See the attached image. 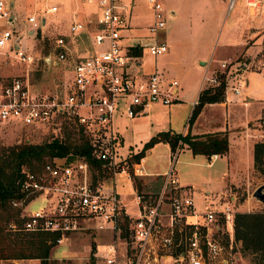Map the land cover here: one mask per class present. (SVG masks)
I'll list each match as a JSON object with an SVG mask.
<instances>
[{
    "label": "built area",
    "instance_id": "1",
    "mask_svg": "<svg viewBox=\"0 0 264 264\" xmlns=\"http://www.w3.org/2000/svg\"><path fill=\"white\" fill-rule=\"evenodd\" d=\"M143 1L151 23L146 28L148 37L136 40L134 47L146 50L155 59L168 50L166 43L156 37L165 28L166 13L163 0ZM236 1L226 0L228 11ZM84 2L95 7V16L83 23L71 22L68 32L72 35L86 33L89 50L84 56L74 58L66 38H56L52 54L42 58L46 66L54 68L68 64L71 82L64 89L52 91L31 88L27 74L0 79V123L17 122L33 129L54 127L53 137H61L64 127L81 130L89 138L94 157L101 163L106 178L93 182L84 158H77L69 166L58 165L54 159L43 167L40 175L26 174L20 186L25 199L12 203L23 219L21 230L51 235L53 245L65 248L71 237L80 232L109 234L110 242L102 246L99 256L103 264H162L166 261L227 264L226 248L219 236L224 233L230 244H235V198L223 192L206 204L203 199L204 209L196 212L187 188L179 186L173 169L172 159L179 149L170 154V164L161 175L155 198L139 193L134 186L135 179L147 175L141 159L128 164L126 158L117 154L119 138L113 130L114 118L123 116L132 120L144 115L152 105L170 107L179 103L178 82L164 81L156 72L139 80L128 73L129 64L136 59L127 55L122 44V33L129 27L124 4L121 0ZM9 3L0 0V66H6L9 57L29 66L34 57L19 47V41L24 34L35 37L36 31L44 27V18L41 16L38 22L34 13L27 14L25 21L17 24ZM243 3L250 17L260 11L264 39V0H244ZM56 9V6L44 7L42 13L50 15ZM6 46L8 51L4 52ZM226 67L223 62L219 64L222 70ZM205 75L202 86L205 82L217 83L215 76ZM243 83L237 80L226 91L233 98L239 97ZM196 103L197 98L192 108ZM119 181L129 185L133 215L116 191ZM204 195L211 198L208 193ZM27 197H31L28 202ZM36 198L42 201L40 208L24 214ZM15 229L11 226V230ZM0 264H39V261L19 258L2 260Z\"/></svg>",
    "mask_w": 264,
    "mask_h": 264
},
{
    "label": "rangeland",
    "instance_id": "2",
    "mask_svg": "<svg viewBox=\"0 0 264 264\" xmlns=\"http://www.w3.org/2000/svg\"><path fill=\"white\" fill-rule=\"evenodd\" d=\"M7 1L10 2V0ZM40 1L41 0H34V2L33 0H19V12L16 11V14L13 12L17 19V24L25 21L26 15L27 13H31L32 7L35 8L34 11L37 21L39 22L41 16L45 20L44 27L39 28L36 31L35 37H29L24 34L22 39L19 41V47L25 52L31 54L34 57V62L29 66H25L9 57L8 64L6 66H0V79L23 76L24 74H27L30 87L35 90H60L64 89L65 86L72 80V72L69 65L60 64L57 68L46 66L43 63L42 58L52 54V46L56 38L68 37V17L61 13L54 17L49 15L44 16L43 13H41L42 5L47 6V4H50L54 0H47L44 4ZM243 1L244 0H237L233 10L224 11L216 32L215 44L211 55L217 53L219 54V47L221 48L223 35L227 32V29L230 27L235 28L239 20L243 21L245 19V16L240 10H238L240 6L241 8L243 7ZM13 10H17L16 5ZM235 16H237L236 19ZM259 16L260 11H258V18ZM66 42L70 46H74L73 48L76 49L77 53L73 54L74 58L82 57L85 46L82 38H72L70 40L66 39ZM216 50L218 52H216ZM7 51L8 46H6L4 52ZM254 51L258 52V49L257 51ZM256 56L257 58H254V64L250 68L252 71H258V68H260L261 64L264 62V52L259 53ZM146 57H149V55L147 51L143 49L141 55V62L143 64H145V62H149V60H145ZM221 57L224 56L222 55ZM257 61L259 63H257ZM224 72V70L216 67L212 70L210 76H215L217 79L219 75H226L225 91L237 80H241L242 82L248 81L250 84L249 88L252 90V92L249 90L248 95L243 96V98L237 97L235 100L238 102L233 101L230 106L231 111L233 110V112L237 113L236 117L239 125L243 126L247 117H254L252 113L257 109H261L264 113V67L261 70V73L263 74L262 76L256 75L255 73H249L242 76L241 74H235L232 68H229L225 74ZM217 84L218 79L216 84H209L208 82H205L201 91H204L207 88L215 87ZM242 99H244L245 103H247L246 107L243 106L242 102H239L242 101ZM146 112L147 113L145 115H141L132 120H127L123 116L117 117L119 119H116L118 127L116 132L119 133V136L123 140L121 146H119L120 148L118 149L117 147V154L126 158V162L128 164L131 162V156H133V154L127 153L128 149H134L140 152L143 148V143L141 142L146 139L150 135L151 130L155 128L154 121L149 117L153 112V108H147ZM186 113L187 112H183V119L185 121L184 126L189 118V114L186 116ZM186 117L187 119H185ZM114 125L115 123L113 121V130L115 132ZM53 128L54 127H39L38 129H33L22 127L17 122L0 123V148L13 146L25 141L32 144L43 143L54 136L55 130ZM262 133L264 134V130ZM255 135V138H258L257 135L259 134ZM226 136V154L231 151L229 153V158L232 164V169H229L228 178H230L228 182L226 183L223 178H220V173L222 172L220 169L222 165L221 163L218 162L214 166L207 167V162H205L203 158L192 156L187 150L181 148L175 158L172 159V165L178 184L180 187L187 188V194L192 199L196 212L202 211L204 209V205L207 202H210L211 199L218 198L223 185H225L224 191L229 195H233L235 198L233 204L235 214L264 212V205L256 202L252 198L253 191L260 185L264 184V179H259L255 175L253 167H251L252 141L255 138H248L251 139L250 141L244 137H242V140H232L228 138L227 134ZM143 159L147 172L166 171L170 164V156H168V151L163 145H159L153 150H150L149 154L145 151ZM73 161L64 163L63 160H56L55 163L62 166H69L73 163ZM251 170L253 173H251ZM90 174L93 182L101 181L106 178V173L104 171L97 173L96 171L90 170ZM134 186L137 188V191L140 192L141 189L145 188V183L141 181V178L135 179ZM205 190L209 191L211 198L204 195ZM116 191L121 195V197H123L124 203L130 204V206L127 207V210L129 213H132L134 208L133 204L130 202L131 194L129 193L130 189L128 183L126 181H119L116 184ZM203 199H205V204ZM41 202L40 198H36L30 202L27 207L28 212L37 211L41 206ZM26 212L27 211H23L24 214ZM80 233L83 234H75L71 237L69 245H67L66 248L53 245L49 251V260L47 263L103 264L100 260L97 261L95 259L96 255L99 259L101 251L97 249L95 253V248L93 249L94 251H90V245H92V242H90V237L86 236L88 233ZM219 240L226 248L224 258L227 261V264H251L250 257L239 252V245L237 243L230 244L229 238L226 234L222 233L219 236ZM92 246L94 247V243ZM162 264H171V262L166 261Z\"/></svg>",
    "mask_w": 264,
    "mask_h": 264
},
{
    "label": "crops",
    "instance_id": "3",
    "mask_svg": "<svg viewBox=\"0 0 264 264\" xmlns=\"http://www.w3.org/2000/svg\"><path fill=\"white\" fill-rule=\"evenodd\" d=\"M18 2L19 0H10L8 4L13 9L16 5L17 10H13L15 14L16 11L19 12ZM40 2L44 4L47 0H41ZM121 2L125 6L124 14L128 18L129 25L128 29L122 33V44L127 50V55L136 59L135 63L129 64L127 72L134 75L138 80L156 72L164 81L176 80L179 86L177 91L178 98L180 99L179 103L170 107H161L158 105L150 106L153 108V112L149 117L154 121L155 128L151 130L150 135L141 142L143 145L159 132H170L173 134H181L184 132V134L186 133L191 137L225 133L228 135V138L232 140H242V137L247 139L255 138V134H259L257 135L258 138L252 141V145L257 141L264 140V134L262 133L264 130L263 111L257 109L252 113L254 117H247L243 126L239 125L236 117L237 113L230 109L232 102L237 101L235 100L237 97L233 98L229 92L225 90L222 100L218 103L205 104L190 125L186 123L184 126L185 121L183 119V112H187L186 116H188V114L190 115L192 103L203 88L202 80L204 74H206L205 76L210 75L212 70L219 67L221 62L225 63L227 66L224 73H226L229 68H232L235 74H241L242 76L249 73L263 75L261 70L264 67V62L261 64V67L258 68V71H252L250 69L254 64V58H257L256 55L264 52V39L260 30L262 24L261 13L259 18L258 12L255 13L254 17H250L243 3V7L241 8L240 6L238 10L245 16V19L243 21L239 20L235 28L230 27L227 29V32L223 35L221 48L219 47L220 55L218 53L211 55L215 44L217 29L224 11L227 10L226 0H163V8L166 13V24L164 30L159 32L156 37L158 41H164L166 43L168 50L165 54L155 59L150 56L146 57L145 60H149V62L143 64L141 62L142 50L134 47V43L140 38L148 37L146 28L151 23V16L143 0H121ZM50 6H56L57 9L55 13L49 16L54 17L61 13L68 17L67 32L71 22L83 23L86 20H92L96 11L94 6L87 5L84 0H54L50 4H47V6L42 5L41 13L44 7ZM233 8L231 10H233ZM34 9L35 8L32 7L31 13L27 14H35ZM236 18L237 16H235V19ZM86 37V33L72 35L68 32V37L65 38L69 40L72 38H82L85 45L82 55L84 56L89 50V42ZM73 47L72 45L70 46L73 54H76L77 51ZM257 49L258 52H255L254 50L257 51ZM216 52L218 51L216 50ZM222 55L224 57H221ZM257 63L259 62L257 61ZM249 85L248 81L244 82L245 87H243L239 98L247 96L249 90L252 92ZM239 102H242L244 107L247 106L244 99ZM116 119L119 118H114L115 132L118 128ZM185 119H187V117ZM116 134L119 138V146H121L123 140L119 136V133L116 132ZM248 140L250 141L251 139ZM159 145L165 146L168 151V156H170L171 152L166 143H157L146 150V152L149 154L150 150H153ZM182 148L189 152L186 146L183 145ZM230 152L231 151H229V153ZM127 153L134 155L138 153V150L128 149ZM229 153L223 156H212L209 159L203 156L195 157L203 158L204 161L207 162V167L214 166L218 162L221 163L220 169L222 172L220 173V178H223L227 183L230 178H228L229 169H232ZM141 163L147 176L141 178V181L145 183V188L141 189L139 193L155 198L160 187L161 175L165 171L147 172L143 158L141 159ZM251 173H253L252 170ZM224 187L225 185H223L220 195L225 192ZM205 193L210 194L208 190H205L204 194ZM126 206L129 207L130 204H126ZM26 211L28 212V210ZM134 213L135 211H132V213L130 212L132 215ZM86 233H88L86 236L90 237L92 245L94 243L95 252L97 249L102 252V246L110 242L109 234L97 232ZM95 257L97 261L100 260L97 255Z\"/></svg>",
    "mask_w": 264,
    "mask_h": 264
},
{
    "label": "trees",
    "instance_id": "4",
    "mask_svg": "<svg viewBox=\"0 0 264 264\" xmlns=\"http://www.w3.org/2000/svg\"><path fill=\"white\" fill-rule=\"evenodd\" d=\"M135 52V50H134ZM135 54V53H134ZM225 74V73H224ZM225 76L217 77L218 84L199 92L187 125H190L205 104L218 103L223 98ZM157 143H166L169 151L186 146L192 156H223L227 153L225 133L189 136L159 132L151 137L140 152L131 156V162L143 158L146 150ZM252 167L255 175L264 179V140L252 145ZM84 158L90 170L101 173V163L94 157L89 138L81 130L63 128L61 137L32 144L28 141L0 148V261L6 259H37L39 264H48L49 251L54 237L45 233H25L21 230L23 219L20 210L12 203L25 199L20 186L28 173L40 175L43 167L55 160L69 163ZM31 197L26 198L28 202ZM11 226L16 229L11 230ZM6 231V232H5ZM233 239L239 245V252L250 257L251 264H264V212L236 213L233 220ZM94 247L90 246V251Z\"/></svg>",
    "mask_w": 264,
    "mask_h": 264
},
{
    "label": "water",
    "instance_id": "5",
    "mask_svg": "<svg viewBox=\"0 0 264 264\" xmlns=\"http://www.w3.org/2000/svg\"><path fill=\"white\" fill-rule=\"evenodd\" d=\"M252 198L256 202L264 205V184L260 185L253 191Z\"/></svg>",
    "mask_w": 264,
    "mask_h": 264
}]
</instances>
